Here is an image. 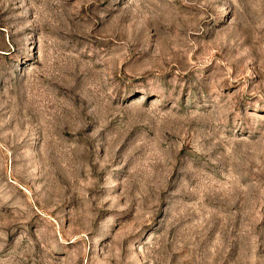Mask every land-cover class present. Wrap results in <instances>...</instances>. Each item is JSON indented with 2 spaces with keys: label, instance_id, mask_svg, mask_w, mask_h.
Segmentation results:
<instances>
[{
  "label": "rangeland",
  "instance_id": "rangeland-1",
  "mask_svg": "<svg viewBox=\"0 0 264 264\" xmlns=\"http://www.w3.org/2000/svg\"><path fill=\"white\" fill-rule=\"evenodd\" d=\"M0 264H264V0H0Z\"/></svg>",
  "mask_w": 264,
  "mask_h": 264
}]
</instances>
